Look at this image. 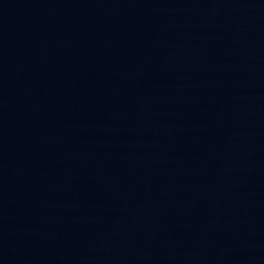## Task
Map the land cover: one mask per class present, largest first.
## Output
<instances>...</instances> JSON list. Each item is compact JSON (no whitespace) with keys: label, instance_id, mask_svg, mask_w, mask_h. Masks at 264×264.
I'll return each mask as SVG.
<instances>
[{"label":"water","instance_id":"95a60500","mask_svg":"<svg viewBox=\"0 0 264 264\" xmlns=\"http://www.w3.org/2000/svg\"><path fill=\"white\" fill-rule=\"evenodd\" d=\"M0 264H264V0H0Z\"/></svg>","mask_w":264,"mask_h":264}]
</instances>
